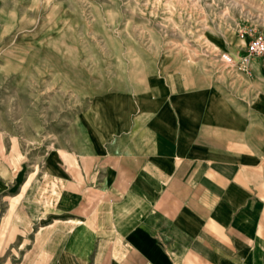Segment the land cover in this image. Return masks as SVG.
Here are the masks:
<instances>
[{"label": "crops", "instance_id": "obj_1", "mask_svg": "<svg viewBox=\"0 0 264 264\" xmlns=\"http://www.w3.org/2000/svg\"><path fill=\"white\" fill-rule=\"evenodd\" d=\"M260 61L76 94L40 157L0 134V264H264Z\"/></svg>", "mask_w": 264, "mask_h": 264}, {"label": "rangeland", "instance_id": "obj_2", "mask_svg": "<svg viewBox=\"0 0 264 264\" xmlns=\"http://www.w3.org/2000/svg\"><path fill=\"white\" fill-rule=\"evenodd\" d=\"M256 35L264 0H0V134L40 157L70 122L74 95L109 81L137 91L156 68L231 90L243 77L220 47Z\"/></svg>", "mask_w": 264, "mask_h": 264}, {"label": "built area", "instance_id": "obj_3", "mask_svg": "<svg viewBox=\"0 0 264 264\" xmlns=\"http://www.w3.org/2000/svg\"><path fill=\"white\" fill-rule=\"evenodd\" d=\"M219 57L229 67L236 69L238 72L246 73L251 58L264 60V37L256 35L245 43L242 51L228 48L220 52ZM145 264L151 263L147 262Z\"/></svg>", "mask_w": 264, "mask_h": 264}]
</instances>
